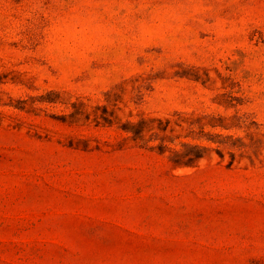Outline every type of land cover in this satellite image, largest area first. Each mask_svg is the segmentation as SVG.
Returning a JSON list of instances; mask_svg holds the SVG:
<instances>
[{
    "label": "rangeland",
    "instance_id": "rangeland-1",
    "mask_svg": "<svg viewBox=\"0 0 264 264\" xmlns=\"http://www.w3.org/2000/svg\"><path fill=\"white\" fill-rule=\"evenodd\" d=\"M0 264H264V0H0Z\"/></svg>",
    "mask_w": 264,
    "mask_h": 264
},
{
    "label": "trees",
    "instance_id": "trees-1",
    "mask_svg": "<svg viewBox=\"0 0 264 264\" xmlns=\"http://www.w3.org/2000/svg\"><path fill=\"white\" fill-rule=\"evenodd\" d=\"M49 93V92H48ZM43 100H47V101H55V99L53 97H49V96H43ZM82 105V104H81ZM73 107H74V111H72V115H76L79 114L80 111L84 112V107L80 106V104H78L77 102L73 103ZM108 113V107H103V112L102 114H97L96 113V118L97 121H99L98 119L102 118L103 120H105L106 123L111 124L112 123V117H109L107 115ZM88 117V116H87ZM119 120L121 119L120 117L116 116ZM213 119L217 118L216 120H208L205 121L201 124V127L204 128L205 125H210L213 128H217V127H221V128H230L232 126L228 125L226 122H223L221 119H224L222 116H218V117H214L211 116ZM200 118V116H196L195 118H192V120H189L188 118H182L181 120H179V122H177V125H182L183 122H188L191 126L197 122L195 119ZM158 119L159 120V125L158 127L162 130V131H167V129L170 127V119L167 118L165 119V121L161 118H155V117H140L139 119H133V118H128L126 121H123L122 123L119 124V127L128 134L129 137H131L133 140L135 141H139V139L143 140V143H147L148 141H144V136L145 133L147 131H151L153 127H151V122H153V120ZM217 135H220V133H217ZM229 137H233V134H230ZM193 138L195 139L196 137L193 136ZM197 138H206L208 140H212V141H216L219 143H223L224 141L221 140H215L212 137H203V136H199ZM182 145H189L191 146L193 149H195V151H192L191 153H187L186 154V159L185 161H183V163L185 165H193L197 162L198 159H200L201 157L204 156L205 151H202V149L207 148V145L201 144L200 142L197 141H181ZM142 143V144H143ZM148 144V143H147ZM148 146V145H147ZM149 147H158L160 150H163L164 147H168L167 143L165 140H163L161 143L156 144V145H149ZM176 161V159H173Z\"/></svg>",
    "mask_w": 264,
    "mask_h": 264
},
{
    "label": "crops",
    "instance_id": "crops-1",
    "mask_svg": "<svg viewBox=\"0 0 264 264\" xmlns=\"http://www.w3.org/2000/svg\"><path fill=\"white\" fill-rule=\"evenodd\" d=\"M111 214L112 213H106L107 215L106 219L115 220L118 223L117 225H114L111 227L112 232L114 233L115 236H117L116 238L115 236L107 237V238L99 237V236L94 237V238H88L87 236L86 237L80 236L77 239L73 238L67 241L66 243H64L68 248L67 252H75L77 247L88 246L90 247V250L88 253H90V255H94L95 258L93 259L95 260L102 257V254H104L105 257L108 255V256H111V258H113L114 255H117V253L113 249H110L107 251V250L102 249V247L114 246V249L118 250L119 260H122V251H123L122 246L126 243L122 241L123 238L121 236L123 234H127V235L130 234L131 236H134V237L138 235V231H140V226L137 224L139 223L138 222L139 212L130 211L129 217H126L128 214L127 211H123L115 215H111ZM134 231H136L137 233H135ZM142 232H146V231H142ZM72 254L73 256H75V253H72ZM105 259H107V257Z\"/></svg>",
    "mask_w": 264,
    "mask_h": 264
}]
</instances>
